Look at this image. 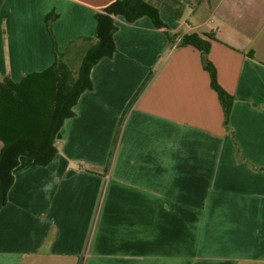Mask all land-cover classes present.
<instances>
[{"label":"crops","instance_id":"1","mask_svg":"<svg viewBox=\"0 0 264 264\" xmlns=\"http://www.w3.org/2000/svg\"><path fill=\"white\" fill-rule=\"evenodd\" d=\"M115 0H0V82L82 61ZM115 17L116 52L0 208V264H264V0H202L192 21ZM55 18L46 23L49 14ZM234 98L229 129L200 52ZM3 143L0 141V151Z\"/></svg>","mask_w":264,"mask_h":264},{"label":"trees","instance_id":"2","mask_svg":"<svg viewBox=\"0 0 264 264\" xmlns=\"http://www.w3.org/2000/svg\"><path fill=\"white\" fill-rule=\"evenodd\" d=\"M202 0H198V5ZM164 10L149 0H115L95 15V43L91 45L74 78L62 55L56 53L55 62L41 73L24 78L19 83L9 79L0 82V208L7 201V193L13 183L12 171L18 165L20 156L29 157L37 166L48 165L55 156L54 141L64 121L73 117V107L85 91L91 89L90 72L102 58L112 57L116 52L113 35L117 30L115 17H122L128 23L148 18L155 28L164 31L169 43L173 42L161 13L181 18L183 6L179 0H166ZM55 18L46 17L49 24ZM212 38L198 34L184 35L178 45L192 46L200 52L204 70L209 74L211 88L221 104L224 122L229 129V116L234 98L217 81L215 67L208 58Z\"/></svg>","mask_w":264,"mask_h":264},{"label":"rangeland","instance_id":"3","mask_svg":"<svg viewBox=\"0 0 264 264\" xmlns=\"http://www.w3.org/2000/svg\"><path fill=\"white\" fill-rule=\"evenodd\" d=\"M166 0H149L150 3H152L153 5H156L159 7L160 10H164L162 3H164ZM198 0H179V2L181 3V5L183 6V10L184 11V15H183V19L184 20H190L192 21V9L196 8L198 6ZM64 63H66L63 60ZM67 64V63H66ZM81 64L80 60H74L71 63L67 64L69 69L72 72V76L75 78L77 73H78V69L79 66Z\"/></svg>","mask_w":264,"mask_h":264}]
</instances>
